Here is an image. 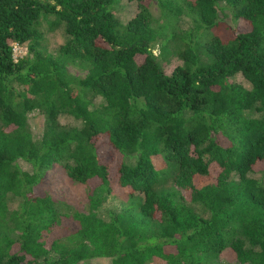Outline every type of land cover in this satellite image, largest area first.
<instances>
[{"label": "trees", "instance_id": "trees-1", "mask_svg": "<svg viewBox=\"0 0 264 264\" xmlns=\"http://www.w3.org/2000/svg\"><path fill=\"white\" fill-rule=\"evenodd\" d=\"M129 1L122 22L117 0H0V264H264V0ZM54 163L84 210L43 184Z\"/></svg>", "mask_w": 264, "mask_h": 264}, {"label": "rangeland", "instance_id": "rangeland-1", "mask_svg": "<svg viewBox=\"0 0 264 264\" xmlns=\"http://www.w3.org/2000/svg\"><path fill=\"white\" fill-rule=\"evenodd\" d=\"M149 9L154 16L155 21L160 23V19H157L159 16L157 6L152 3L150 4ZM113 11L122 22H126L137 11V3L136 1L117 0ZM41 20L43 22L45 21L43 17ZM217 21L230 26L236 31L248 29V25H246V23L233 17L230 8L224 2H219L217 5ZM43 26L45 27L44 29H47V24L45 22L43 23ZM46 34V45L50 52H54L56 48L64 41L63 33L59 28H57L55 30L48 31ZM154 52L157 54V61L167 73H170L172 68L179 63V60L173 54H162L160 53L159 49H157V47L154 48ZM25 53V47L23 45L17 44L15 56L19 58ZM68 70L75 75H84V72L74 66H68ZM232 80L244 83L245 85L241 75L235 76ZM98 100L100 99L97 98V101ZM27 119L32 137L34 139L40 138L44 127V116L37 111H31L28 114ZM61 120L63 123L67 122L66 118L63 119L61 117ZM103 154L107 155L108 153L105 152ZM22 167L29 168V166L27 167L26 164H22ZM257 176L261 177L260 174H257ZM43 184H45V186L49 189V192L54 197L64 201L66 204L76 208L77 210H84L85 187L79 183L69 180L65 172L60 166H58V164L54 163L52 167L45 173ZM12 205H15V202H13ZM60 224L62 227H67L71 230H76L78 228V225L69 217H62ZM55 233H57V230H55ZM224 255L228 260H231L229 264H239L236 260L232 259L233 256L228 252H226ZM78 264H111V259L108 257H96L86 261H81Z\"/></svg>", "mask_w": 264, "mask_h": 264}, {"label": "built area", "instance_id": "built-area-1", "mask_svg": "<svg viewBox=\"0 0 264 264\" xmlns=\"http://www.w3.org/2000/svg\"><path fill=\"white\" fill-rule=\"evenodd\" d=\"M17 48V43L13 44V47H12V50H13V53H12V56H13V59L14 60H17L18 58L15 56V50Z\"/></svg>", "mask_w": 264, "mask_h": 264}]
</instances>
